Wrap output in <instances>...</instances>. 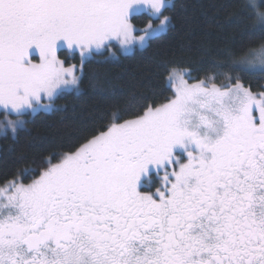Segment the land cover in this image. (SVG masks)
Listing matches in <instances>:
<instances>
[{
	"label": "snow or ice",
	"instance_id": "obj_1",
	"mask_svg": "<svg viewBox=\"0 0 264 264\" xmlns=\"http://www.w3.org/2000/svg\"><path fill=\"white\" fill-rule=\"evenodd\" d=\"M169 7L0 0V136L78 93L93 52L145 48L170 26ZM142 11L140 29L130 18ZM256 26L264 30V11ZM65 47L79 49L80 68L58 58ZM235 64L264 76V42ZM186 75L168 71L166 103L127 119L113 112L30 183L0 187V264H264V91Z\"/></svg>",
	"mask_w": 264,
	"mask_h": 264
},
{
	"label": "trees",
	"instance_id": "obj_2",
	"mask_svg": "<svg viewBox=\"0 0 264 264\" xmlns=\"http://www.w3.org/2000/svg\"><path fill=\"white\" fill-rule=\"evenodd\" d=\"M257 11H264V0H173L165 12L170 26L145 48L130 55H122L119 46L112 48L114 56L105 50L93 53L83 65L78 93L60 95L52 111L28 114L26 128L16 136H0V187L18 178L30 183L47 158L56 162L74 151L103 130L113 112L127 119L146 105L166 103L174 94L166 79L170 69L187 71L189 82L211 76L219 86L228 82L226 77H239L254 93L264 91V76L242 72L235 64L264 42ZM131 22L144 28L149 16L134 15ZM57 55L66 66L81 67L79 53L62 49Z\"/></svg>",
	"mask_w": 264,
	"mask_h": 264
},
{
	"label": "rangeland",
	"instance_id": "obj_3",
	"mask_svg": "<svg viewBox=\"0 0 264 264\" xmlns=\"http://www.w3.org/2000/svg\"><path fill=\"white\" fill-rule=\"evenodd\" d=\"M172 1L173 0H169V3H170V5H171V3H172ZM142 13H146L147 14V12L146 11H142V12H140L139 14H137V15H140V14H142ZM133 17V16H132ZM131 17V18H132ZM130 18V19H131ZM158 22V21H157ZM136 28H140V27H136ZM140 29H142V28H140ZM64 49H66V50H68V51H70V52H73L71 49H68V48H64ZM138 49H141V48H135V49H133L130 53H128V54H123L122 52H121V50H120V53L122 54V55H130V54H132L135 50H138ZM60 50H62V49H60ZM60 50H58V52L60 51ZM102 51V50H101ZM101 51H99V52H101ZM57 52V53H58ZM75 52H77V53H79L80 54V52H79V49H77ZM93 53H96V52H93ZM180 72H182V71H180ZM184 72H187V71H184ZM184 72H182V73H184ZM188 75H186L185 76V79L188 81V83H195V82H189L190 81V78H186ZM172 89H173V91H174V87H172ZM7 186V185H6ZM5 187V186H4Z\"/></svg>",
	"mask_w": 264,
	"mask_h": 264
}]
</instances>
